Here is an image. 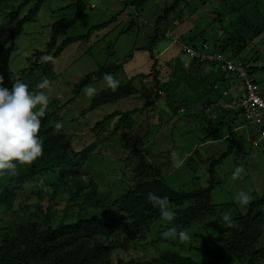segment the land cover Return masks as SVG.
Masks as SVG:
<instances>
[{
	"label": "rangeland",
	"instance_id": "1",
	"mask_svg": "<svg viewBox=\"0 0 264 264\" xmlns=\"http://www.w3.org/2000/svg\"><path fill=\"white\" fill-rule=\"evenodd\" d=\"M38 1L0 0V41ZM130 1L86 0L98 7L87 8L73 28L61 30L59 42L91 31L90 37L69 45L60 54L48 79L49 87L44 90L48 104L53 100L56 103L49 110L58 111L73 150L81 149L97 137L108 139L80 168L59 167L25 185L16 193L13 211L0 210V227L4 229L15 221L16 226L36 224L42 230L47 227L48 218L56 226L60 220L74 221L79 214H100L103 209L97 206L98 201L112 202L145 180L164 179L171 188L186 192L205 188L210 178L209 164L227 150V137L232 129L236 148L214 168V211L194 222L185 231L184 239L179 237L169 242L159 239L173 221L161 217L137 241L118 237L119 244L112 256L116 263L118 259L143 260L174 251L204 261L207 255L203 250L213 247L199 237L208 233L207 223L214 218L221 220L224 213L230 218L244 215L252 201L264 196V137L260 127L248 126L242 116L233 120L235 110L226 111L220 106L239 93V84L221 80L220 72L205 65L199 67L183 54L182 45L201 46L205 40L212 48L223 45L227 58L243 66L257 67L253 78L264 96V0H181L160 27L162 34H166L154 48L156 70H152L154 61L150 53L138 47L149 43L158 16L176 0H148L138 11L130 6ZM75 13L76 0H45L35 18L23 26L13 42L4 44L0 52V86L9 87L29 70L37 80L40 73L35 65L41 62V57L37 59L36 51L45 49L53 23L70 20ZM118 13L116 22L91 30ZM131 21L133 28L124 34ZM129 55L131 60L127 61ZM118 63H123L124 72L114 78L123 84L125 79L135 77L133 84L138 89L135 95L92 110L94 96L109 89L103 80L94 77L90 84L96 89L94 95L86 96L82 90L74 96L73 87L85 76ZM140 74L148 76L140 78ZM158 90L164 93L160 95ZM204 104L211 107L210 113L202 112ZM136 108L142 112L132 114L131 130L123 127L111 135L119 116L109 120L101 135L92 130L109 116ZM120 135L128 143L138 141L132 162L131 152L121 142ZM172 153L181 161L179 166H174ZM237 168L240 170L236 171ZM242 191L250 196L244 205L234 199ZM184 208H171L173 217ZM260 210L264 213V208ZM222 264L241 263L228 256Z\"/></svg>",
	"mask_w": 264,
	"mask_h": 264
},
{
	"label": "trees",
	"instance_id": "2",
	"mask_svg": "<svg viewBox=\"0 0 264 264\" xmlns=\"http://www.w3.org/2000/svg\"><path fill=\"white\" fill-rule=\"evenodd\" d=\"M44 1L39 0L34 7L30 8L27 15L16 23L9 35L0 41V52L4 44L13 42L15 37L21 33L23 26L35 18ZM147 1L131 0L130 6L138 11ZM180 2L181 0H176L164 9L163 14L157 18L156 28L149 39V43L146 46L138 47V49H144L150 53V57L154 61L152 70H156L157 67V58L153 54L154 48L164 39L166 34V32L162 34L160 27L166 21L167 16L176 10ZM23 6L24 3L17 8L16 12ZM87 8L93 10L88 6L86 0H76L74 17L70 20L53 23L50 39L45 49L35 53L37 59L45 54H51L56 60L69 45L89 39L91 31L86 35L67 37L59 42L60 31L73 28L77 21L83 17ZM118 16L119 13L101 25L92 26L91 30L103 28L111 22H116ZM133 26L134 21H131L124 34L131 31ZM203 44L209 45L206 40ZM187 46L190 45L187 44ZM191 46L194 48L201 47L196 44ZM217 47L211 48L225 55L224 46L220 44L219 48ZM126 60H131V55ZM197 65L201 66L200 64ZM53 66L54 63L51 61H41L35 65V69L40 73L37 80L34 79L32 70L26 72L18 80L28 84L30 91H44L45 89H37L35 86L43 79L48 80L50 78L53 73ZM244 67L251 76L257 68L256 66L245 65ZM262 68L264 69V67ZM119 72H124L123 63L101 67L85 76L73 87L74 96H78L85 86L90 85L94 77L102 80L104 73H111L116 76ZM155 73L154 78L156 79L157 72ZM147 76L145 74L139 75L140 78ZM27 79L30 81L27 82ZM134 79L135 77L125 79L124 83L119 84L115 90L108 89L98 92L91 101V109L94 110L102 105L135 95L138 89L133 84ZM221 80L229 82V78L225 74L221 75ZM12 84L7 87L9 90H11ZM157 92L163 91L158 90ZM226 102H230V99ZM53 104H56L54 100L51 101V104H47L44 114L40 117L41 126L38 135L43 145L42 155L30 166L18 164L15 170H4L3 174L0 175V210L11 213L17 199L16 193L39 176L46 175L59 167H67L71 170L80 168L94 154L99 145L108 139V137H97L95 141L81 149L73 150L67 133L62 127L59 130L54 127L58 121L62 124V119L57 110H49ZM137 112H142V109L136 108L132 111L116 113L109 116L106 122L96 123L92 130L98 131V134L101 135L106 124H109V120L111 121L116 116L119 118L112 132H110L111 135H116L119 129L123 127L131 130L133 123L130 118L132 114ZM240 116L241 111H235L233 120ZM120 138L121 142L123 141L130 150L132 155L130 162H132L137 154L136 143L138 141L128 143L124 135H120ZM227 141V150L209 164L208 186L200 190L179 191L171 188L164 179L145 180L137 182L121 197L112 202L98 201L97 206L100 205L103 209L100 214H79L74 221L64 222L60 220L56 226H52L51 220L48 218L47 227L42 230L38 229L36 224L16 226L15 221H11L4 229L0 227V264H222L228 256L241 264H263L264 245H261V242L264 239V213L260 209L264 208V196L252 201L246 214L231 217L230 219L233 221L231 226L222 219L215 218L207 223L208 233L200 234L199 237L212 243L213 247L209 250H203L207 255V259L204 261H197L174 251H166L160 256L143 260L118 259L116 263L112 260L113 252L119 244L118 237L123 236L127 240L137 241L148 230L152 222L161 218L158 209L154 208L147 200V194L150 192L157 196L167 197L170 209L185 207L178 216L172 219L171 225H175L178 231L185 232L202 215L211 214L214 211L215 205H212V193L216 185L214 168L229 157L236 148L235 133L232 129ZM126 165H129L128 159ZM1 230H5V232H1ZM175 238H179V236L161 237L159 240L169 242Z\"/></svg>",
	"mask_w": 264,
	"mask_h": 264
},
{
	"label": "clouds",
	"instance_id": "3",
	"mask_svg": "<svg viewBox=\"0 0 264 264\" xmlns=\"http://www.w3.org/2000/svg\"><path fill=\"white\" fill-rule=\"evenodd\" d=\"M41 61L55 63V58L51 54H45L41 56ZM102 80L105 86L112 90L119 85V81L111 73H104ZM49 84L47 79H43L35 87L47 89ZM83 92L86 96H92L96 89L87 85ZM47 104L46 91H30L28 84L21 80L14 79L11 90L0 86V175L4 170H15L18 164L30 166L42 155L43 145L38 133L41 126L40 117L44 114ZM54 127L59 130L62 125L58 121ZM172 156L174 166H179L181 161L176 158L175 153H172ZM234 199L244 205L250 200V196L242 191L237 193ZM147 200L158 209L162 218L172 220L174 213L168 207L167 197L150 192L147 194ZM222 220L229 226L233 223L227 213L222 214ZM176 235L181 239L185 238V232L178 231L175 225L169 226L161 233L163 238Z\"/></svg>",
	"mask_w": 264,
	"mask_h": 264
},
{
	"label": "built area",
	"instance_id": "4",
	"mask_svg": "<svg viewBox=\"0 0 264 264\" xmlns=\"http://www.w3.org/2000/svg\"><path fill=\"white\" fill-rule=\"evenodd\" d=\"M88 6L94 9L97 4L88 2ZM182 52L192 62L205 65L213 71L225 74L231 84H239V93L234 95L230 102H225L220 106L226 111H241V116L246 124L260 127V134L264 137V96L259 93L258 85L247 69L242 64L235 63L227 58L222 52L213 50L208 44H203L198 48L182 45ZM159 94L162 95L163 92H159ZM202 112L205 114L210 113L211 107L204 104Z\"/></svg>",
	"mask_w": 264,
	"mask_h": 264
},
{
	"label": "crops",
	"instance_id": "5",
	"mask_svg": "<svg viewBox=\"0 0 264 264\" xmlns=\"http://www.w3.org/2000/svg\"><path fill=\"white\" fill-rule=\"evenodd\" d=\"M157 2V0H155ZM125 13V12H124Z\"/></svg>",
	"mask_w": 264,
	"mask_h": 264
}]
</instances>
